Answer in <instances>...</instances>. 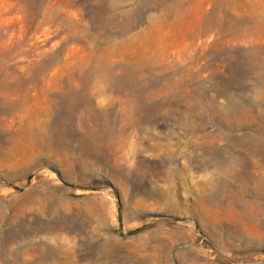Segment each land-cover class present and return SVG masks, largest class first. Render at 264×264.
Here are the masks:
<instances>
[{"label":"rangeland","instance_id":"374dc122","mask_svg":"<svg viewBox=\"0 0 264 264\" xmlns=\"http://www.w3.org/2000/svg\"><path fill=\"white\" fill-rule=\"evenodd\" d=\"M0 264H264V0H0Z\"/></svg>","mask_w":264,"mask_h":264}]
</instances>
